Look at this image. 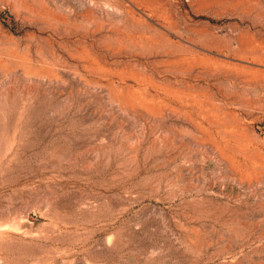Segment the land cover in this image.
<instances>
[{"label": "rangeland", "instance_id": "1", "mask_svg": "<svg viewBox=\"0 0 264 264\" xmlns=\"http://www.w3.org/2000/svg\"><path fill=\"white\" fill-rule=\"evenodd\" d=\"M0 264H264V0H0Z\"/></svg>", "mask_w": 264, "mask_h": 264}]
</instances>
